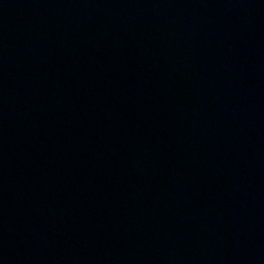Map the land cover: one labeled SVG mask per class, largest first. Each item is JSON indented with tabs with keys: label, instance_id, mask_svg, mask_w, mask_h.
<instances>
[{
	"label": "water",
	"instance_id": "1",
	"mask_svg": "<svg viewBox=\"0 0 264 264\" xmlns=\"http://www.w3.org/2000/svg\"><path fill=\"white\" fill-rule=\"evenodd\" d=\"M0 264H264V0H0Z\"/></svg>",
	"mask_w": 264,
	"mask_h": 264
}]
</instances>
